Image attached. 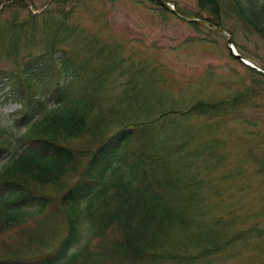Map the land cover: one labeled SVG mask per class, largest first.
<instances>
[{"label": "trees", "instance_id": "trees-1", "mask_svg": "<svg viewBox=\"0 0 264 264\" xmlns=\"http://www.w3.org/2000/svg\"><path fill=\"white\" fill-rule=\"evenodd\" d=\"M16 1L0 9V57L15 64L0 67V100L22 105L16 123L25 131L0 129V158L9 160L0 166V234L43 213L53 200L46 191L83 164L77 181L57 198L65 231L55 248L44 256H2L0 264H92L90 245L97 239L122 264H264V199L230 198L227 178L218 181L228 173L214 174L226 160L216 154L220 140L208 124L189 122L236 112L250 98L247 90L155 115L163 119L109 120L86 97L82 69L72 57L88 42L72 22L76 5L86 0H51L39 13L23 16ZM196 1L197 10L187 12L264 39V0ZM37 35L44 50H37ZM22 48L29 51L21 57ZM103 68L91 86L111 73ZM127 73L129 67L122 69ZM51 83L52 94L38 96L37 88ZM112 124L118 127L102 138ZM89 132L90 148L71 145Z\"/></svg>", "mask_w": 264, "mask_h": 264}, {"label": "rangeland", "instance_id": "rangeland-1", "mask_svg": "<svg viewBox=\"0 0 264 264\" xmlns=\"http://www.w3.org/2000/svg\"><path fill=\"white\" fill-rule=\"evenodd\" d=\"M5 1L7 0H0V7ZM49 1L17 0L16 3L23 5L18 8L23 16L27 10L38 12L47 7ZM168 1L188 11L197 10L196 0ZM72 22L84 34L95 36L107 44L103 46L97 39L91 38L85 46L100 55L105 67L118 66L120 53L125 58V64L134 62L147 67L142 72L130 68L127 77L133 83L127 89L122 87L125 78H119L116 86L122 88L117 95L113 89L116 87L108 82L106 87L112 91L105 89L106 87H103L104 90L95 88L94 93L96 92L99 101L97 108L105 112L113 106L118 120L125 121L135 115L137 116L133 121L144 119L145 116L148 119L153 116L152 110L157 111L160 106L184 111L192 102L202 99H230L247 90L245 94L250 95V98L247 103L238 105L236 112L228 111L224 116L210 118L195 116L189 122L198 125L208 122L217 129L216 137L224 141L219 143L216 154H225L226 160L221 164L219 172L215 171L216 176L238 165L241 167L242 173L229 177L227 185L230 198L248 203L264 199V178L261 175L264 162L261 166L257 163L259 158L264 157V77L254 75L246 65L234 58L224 37L207 28L198 29L177 15L158 8L150 0H86L84 4L76 5ZM228 28L238 51L264 65V39L239 25L231 24ZM68 46L72 51L77 49ZM72 57L82 69L84 83L97 74V63L89 60L85 52H77ZM11 63L0 61L1 65L7 67H11ZM151 75L159 83L152 81ZM37 91L47 96L53 91V87L40 86ZM158 99L162 100L160 106ZM164 101L166 102L162 104ZM144 105L149 106L148 112L144 111ZM19 109L18 104L4 98L0 100V129L14 130L16 134L25 131L23 125L16 123L20 119L17 115ZM141 112L143 113L140 114ZM180 121L182 123L181 119ZM112 131L113 129L105 131L102 138ZM91 135L92 132H89L85 137L74 139L71 145L81 150L90 148L94 145ZM5 158L6 156L0 159V166L3 164L1 160ZM77 174L78 172L71 170L61 185L51 186L46 191L53 200L44 213L0 234V257L45 254L48 251L46 243L41 242H47L52 231L61 233L62 227L65 228L61 219H47L52 216L48 212L55 207L57 198L77 181ZM117 233L116 229L114 234ZM104 243L100 239L92 241L91 253L94 259L95 256L99 258L92 264H122L113 257L111 248ZM228 264H242V261L238 259Z\"/></svg>", "mask_w": 264, "mask_h": 264}, {"label": "water", "instance_id": "water-1", "mask_svg": "<svg viewBox=\"0 0 264 264\" xmlns=\"http://www.w3.org/2000/svg\"><path fill=\"white\" fill-rule=\"evenodd\" d=\"M152 1L157 3L158 5H160L162 7L170 10V11H173L178 16H180L181 18H183L184 20H186L188 22L195 23V24L207 27V28L212 29L215 32L221 34L222 36L226 37L227 38V42H228V47H229V49L231 50L232 54L235 57H237L238 59L242 60L248 66H251L253 68H256V69L261 70V71L264 72V67L260 66L259 64H257L253 60H251L249 58H246V57L242 56L239 53H236V51L234 50L233 44H232V36L227 31H225L224 29L214 25L213 23H211V22H209L207 20L195 17V16H193L191 14H188V13L180 10L179 8H177L176 4H174V3H170V2H167L165 0H152Z\"/></svg>", "mask_w": 264, "mask_h": 264}, {"label": "bare ground", "instance_id": "bare-ground-1", "mask_svg": "<svg viewBox=\"0 0 264 264\" xmlns=\"http://www.w3.org/2000/svg\"><path fill=\"white\" fill-rule=\"evenodd\" d=\"M6 3H7V1H5L4 4H2V6L0 7V9H2ZM200 18H201V19H204V20H207V21H209V22H211L210 20H208V19L206 18V15H205V14L203 15V17H200ZM211 23H213V22H211ZM213 24L225 30V28H223L222 26H219V25H217V24H215V23H213ZM37 42H38V44H39L38 47H37V50H40V49H43V50H44V49L46 48V47L43 48V45H42L43 37L37 35ZM254 62H256V61H254ZM256 63L259 64L258 62H256ZM259 65L262 66V67H264V65H261V64H259ZM255 70L258 71V72H262V73H264L263 71L258 70V69H256V68H255ZM122 77H123V79L125 78V80H123V85H122V87L125 86L126 89L129 88V86L133 83V80H131V79L129 80L128 77H127L126 75H124V74L122 75ZM105 79L107 80V82H108L111 86L116 87V88H113V87H112V88L114 89V91L116 92V94H119V90H120V88H122V87L119 88L118 86L114 85V84L109 80V78H108L107 76H105ZM126 92H127V91H126ZM85 95H86V97H87L88 99H91V100H92V103L94 104V110H95L98 114H100V113H102V112L104 111V110L100 111V110L97 108L96 104H97L99 101H98L96 95H93V94H85ZM144 108L149 109V106H148V105H144ZM109 109L113 110V107L111 106ZM105 110H106V109H105ZM152 111L154 112L155 110H152ZM73 171H74L75 173L78 172V174H80V173L82 172L81 164H80L79 166L76 165L75 168H73ZM78 174H77V175H78Z\"/></svg>", "mask_w": 264, "mask_h": 264}]
</instances>
